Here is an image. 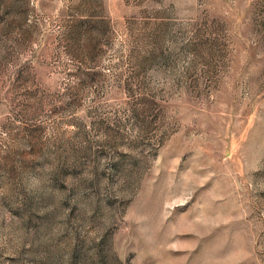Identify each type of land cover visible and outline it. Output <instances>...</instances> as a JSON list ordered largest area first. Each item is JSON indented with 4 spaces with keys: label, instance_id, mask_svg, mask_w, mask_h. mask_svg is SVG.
<instances>
[{
    "label": "rangeland",
    "instance_id": "rangeland-1",
    "mask_svg": "<svg viewBox=\"0 0 264 264\" xmlns=\"http://www.w3.org/2000/svg\"><path fill=\"white\" fill-rule=\"evenodd\" d=\"M0 264H264V0H0Z\"/></svg>",
    "mask_w": 264,
    "mask_h": 264
}]
</instances>
